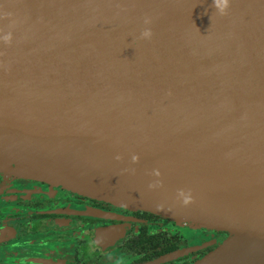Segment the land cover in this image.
Returning a JSON list of instances; mask_svg holds the SVG:
<instances>
[{
	"label": "water",
	"instance_id": "obj_1",
	"mask_svg": "<svg viewBox=\"0 0 264 264\" xmlns=\"http://www.w3.org/2000/svg\"><path fill=\"white\" fill-rule=\"evenodd\" d=\"M212 4L0 0V169L230 233L194 264H264V0Z\"/></svg>",
	"mask_w": 264,
	"mask_h": 264
},
{
	"label": "flooded vegetation",
	"instance_id": "obj_2",
	"mask_svg": "<svg viewBox=\"0 0 264 264\" xmlns=\"http://www.w3.org/2000/svg\"><path fill=\"white\" fill-rule=\"evenodd\" d=\"M229 236L0 169V264H194Z\"/></svg>",
	"mask_w": 264,
	"mask_h": 264
},
{
	"label": "clouds",
	"instance_id": "obj_3",
	"mask_svg": "<svg viewBox=\"0 0 264 264\" xmlns=\"http://www.w3.org/2000/svg\"><path fill=\"white\" fill-rule=\"evenodd\" d=\"M231 0H213L212 7L214 8L215 13H218L221 16H226L228 15V11L230 8ZM11 13H5V16H10ZM144 27L141 32H140V37L139 39H144V40H151L153 37V30L150 27L152 24V17L150 16H145L143 19ZM3 41L6 44H10L12 41V33L8 32L2 37ZM116 160H121L122 156L117 155L115 157ZM133 163H137L139 161V156L134 154L131 157ZM134 171V169H133ZM153 175L159 177L161 175L159 169H154L153 170ZM158 186H162V181H156L155 183H152L149 185L150 188H155ZM177 200L180 201L183 205L187 206L194 202V197L192 195L191 189L185 190V189H178L177 190ZM158 208H162V205H157Z\"/></svg>",
	"mask_w": 264,
	"mask_h": 264
},
{
	"label": "bare ground",
	"instance_id": "obj_4",
	"mask_svg": "<svg viewBox=\"0 0 264 264\" xmlns=\"http://www.w3.org/2000/svg\"><path fill=\"white\" fill-rule=\"evenodd\" d=\"M127 172L136 177L143 186H149L156 181H162L159 177H155L151 172L144 170V168L132 167L129 168Z\"/></svg>",
	"mask_w": 264,
	"mask_h": 264
}]
</instances>
